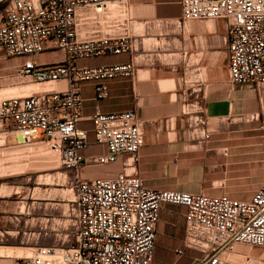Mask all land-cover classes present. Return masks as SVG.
I'll list each match as a JSON object with an SVG mask.
<instances>
[{
  "label": "built area",
  "instance_id": "2783aa9c",
  "mask_svg": "<svg viewBox=\"0 0 264 264\" xmlns=\"http://www.w3.org/2000/svg\"><path fill=\"white\" fill-rule=\"evenodd\" d=\"M128 0H0V59L60 50L62 61L39 63L28 58L20 73L39 82L67 80L65 91L36 93L0 100V119L25 139H43L58 151L67 170L79 171L89 133L80 126L85 99L82 84H94L96 96L110 95L109 82L131 77L133 62L86 67L81 59L133 49L122 20L110 17L109 4L119 10ZM182 20L227 21L229 78L232 83L264 84V0H180ZM118 10V11H119ZM204 107L186 101L184 114L194 136L211 138ZM95 141L108 154L95 161L113 163L129 155L140 160L144 121L136 110L92 117ZM228 154L227 149L224 152ZM76 220L66 246H40L24 264H153L157 224L163 203L184 205L185 246L195 255L189 264H250L225 257L238 244L264 247V182L250 199L163 191L147 187L142 178L121 171L114 176L78 178ZM180 257L182 249H176ZM264 264V259L259 261Z\"/></svg>",
  "mask_w": 264,
  "mask_h": 264
},
{
  "label": "crops",
  "instance_id": "0c3cea01",
  "mask_svg": "<svg viewBox=\"0 0 264 264\" xmlns=\"http://www.w3.org/2000/svg\"><path fill=\"white\" fill-rule=\"evenodd\" d=\"M122 22L133 40L131 51L78 61L86 67L133 62L135 73L111 80L110 95L104 99L97 98L93 83L82 84L85 102L80 126L88 131L89 144L81 152V169L70 170L72 183L126 171L151 189L220 195L213 188L217 181H205L188 169L207 166L211 155L222 160L228 147L234 156L241 153L236 149L241 127L234 126L229 135V120L264 115V84L230 81L224 19L183 21L180 0H128ZM64 57L54 49L29 57L1 58L0 100L65 91L67 80L43 83L19 72L28 58L56 63ZM196 99L205 110L209 140L191 134L183 112L186 101ZM130 109L144 121L139 162L131 165L129 155H122L110 164L97 163L95 158L108 154V148L95 141L92 117L98 110ZM68 171L49 142L27 140L0 119V264H24L37 247L69 244L70 240L54 235L61 227ZM186 211L184 205L162 204L153 264H189L195 255L184 244ZM176 249L184 255H177Z\"/></svg>",
  "mask_w": 264,
  "mask_h": 264
},
{
  "label": "rangeland",
  "instance_id": "374dc122",
  "mask_svg": "<svg viewBox=\"0 0 264 264\" xmlns=\"http://www.w3.org/2000/svg\"><path fill=\"white\" fill-rule=\"evenodd\" d=\"M109 16L122 20L123 12L122 10L113 11ZM234 126L241 127L242 130L236 133L241 136L239 140H236V142L238 141L236 149L241 150L238 156H234L231 147H228V154L225 155L224 152L221 154L222 160L211 155L207 166L189 168L188 171L194 172L197 176H204L205 181H217L213 188L219 190L220 194L227 193L234 198L250 199L254 191L264 182V115L259 114L249 120L243 118L235 122L229 120V135H231ZM56 159L58 156H53V160ZM72 176L73 172L69 170L67 183L64 185L67 189V199L60 218L61 227L58 230L53 229L55 230L54 235L57 234V237L65 238L67 241L72 238L76 220L77 203L76 195L71 189L74 183H72ZM52 181L53 187H55L54 177ZM60 245L62 244L60 243ZM225 257L232 261L259 264V261L264 259V247L238 244L233 252H226Z\"/></svg>",
  "mask_w": 264,
  "mask_h": 264
},
{
  "label": "bare ground",
  "instance_id": "6f19581e",
  "mask_svg": "<svg viewBox=\"0 0 264 264\" xmlns=\"http://www.w3.org/2000/svg\"><path fill=\"white\" fill-rule=\"evenodd\" d=\"M118 8H119V5L117 2H114V3L112 2L111 4H109V7H108V9L111 11H116V9L119 10Z\"/></svg>",
  "mask_w": 264,
  "mask_h": 264
}]
</instances>
